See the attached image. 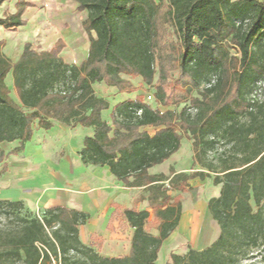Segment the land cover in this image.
<instances>
[{
  "label": "trees",
  "instance_id": "16d2710c",
  "mask_svg": "<svg viewBox=\"0 0 264 264\" xmlns=\"http://www.w3.org/2000/svg\"><path fill=\"white\" fill-rule=\"evenodd\" d=\"M8 1L0 0V8ZM71 1L87 14L82 27L89 50L80 65L62 59V39L41 52L27 43L16 62L0 56V177L8 172V157L20 154L37 129L49 131L55 123L92 128L80 152L83 165L108 167L127 188L144 187L152 212L113 204L108 228L118 222L121 232L133 234L128 255L106 257L81 239L89 213L57 206L34 214L23 201L0 200V264H157L182 217V202L169 195L165 182L194 196L189 181L207 178L220 186L208 202L219 237L203 250L171 253L167 264L251 259L264 248V1ZM34 6L35 0H17L0 27L26 26L23 16ZM124 76L153 88L157 108L142 97L129 99L113 108L109 123L103 112L110 102L96 95L94 85L131 93ZM184 134L200 170L151 175L181 149ZM15 142L20 146L10 153L2 148ZM151 217L158 235L147 229Z\"/></svg>",
  "mask_w": 264,
  "mask_h": 264
},
{
  "label": "rangeland",
  "instance_id": "374dc122",
  "mask_svg": "<svg viewBox=\"0 0 264 264\" xmlns=\"http://www.w3.org/2000/svg\"><path fill=\"white\" fill-rule=\"evenodd\" d=\"M16 2L17 0L6 2L0 8V17H3L5 14L15 13ZM23 18L26 20L27 25L19 28L17 31H8L0 27V56H5L12 62H16L27 43H30L35 50L41 52L51 50L55 43L62 39L66 44V48L61 52L60 56L66 63L79 65L85 58L86 52L88 51L89 39L82 27V23L87 18V14L86 12L79 13L77 11V4L73 1L35 0V6L29 8ZM173 40H176L174 34ZM232 53L235 54V51ZM177 77L178 74L176 73L173 74L172 78L175 80ZM124 79L130 80L133 86L132 92L127 93L129 97L133 99L142 97L147 104L151 105L153 108H157L154 98L155 90L153 88L146 86L140 78L124 76ZM7 85L12 90V97L17 100L13 91V79L11 74H9L7 78ZM96 89L98 94L105 99L112 98L115 93L112 87H108L105 84L97 85ZM193 95L196 96L197 92H194ZM260 99L264 101V91L262 94L260 93ZM184 106L185 104L180 105L178 111ZM161 109L164 112L176 108L172 106L169 108L162 107ZM112 110L113 109H109L108 111L110 112V118ZM148 132L154 134L155 130L149 128ZM15 143H5L2 145V148L6 153H10L12 150L16 149ZM192 152V143L190 146L189 140L184 134L181 150L174 155V157H177V162L174 167L176 172L190 175L200 170L199 166L194 167L192 164ZM11 156L13 155L9 157ZM11 164L13 165L12 162ZM2 168L3 167L0 166V171ZM9 168L8 172L0 177V189L3 188L1 195L3 198L15 199L16 196H18L16 189H18V191H23L26 186L22 183L20 184L18 181L20 178H16L15 176V174L19 172V170H17L18 168ZM189 183L191 187L197 190L194 196L189 192L175 190L169 181L164 184V189L168 190L169 195L174 198L176 197L182 202V230L180 227V231L179 229L176 231L173 236L174 238L172 237L174 241L165 242L159 254L157 264H167L170 261L171 253L184 256L189 252L190 248L203 250L209 247L219 237L220 228L208 212V202L210 199L219 196L220 186H214L213 178H207L204 181L195 179L189 181ZM87 190L89 191V188ZM35 192L42 193V191L38 190ZM131 193L133 199L138 201L136 204H138L139 201L145 200L149 195L146 190H131ZM195 197L196 199L193 200ZM18 201H23L26 209L34 214H39L45 209L42 206H36L25 200ZM252 204L256 211L257 207L255 203L252 202ZM103 211L104 208L101 207L94 216L93 221H97L98 223L94 231L95 233H99L100 237L93 238V247L103 256L120 257L128 255L130 247L129 239L121 235H110L107 233L104 226H101L103 223V216L105 215ZM147 229L150 233L158 235V230L153 219H151ZM83 234L84 236H82V238L84 237L86 239L85 228L82 229V235ZM243 264H264V248L255 252L252 258L244 261Z\"/></svg>",
  "mask_w": 264,
  "mask_h": 264
},
{
  "label": "crops",
  "instance_id": "0c3cea01",
  "mask_svg": "<svg viewBox=\"0 0 264 264\" xmlns=\"http://www.w3.org/2000/svg\"><path fill=\"white\" fill-rule=\"evenodd\" d=\"M87 55L88 51L82 62L87 58ZM97 85L99 84L94 85L96 95L103 97L98 94ZM112 90H115L113 97L107 99L111 105L110 109H113L118 103L129 99L134 100L127 93H119L117 88L112 87ZM108 111L103 112V119L111 123L110 112ZM93 134L92 128L81 126L71 128L60 123H55L49 131L37 129L33 139L25 144L23 151L18 155L9 157L6 161L8 168H18L19 172L15 176L20 178L19 183L25 185L26 188L23 191L16 189L18 196L15 199L3 198L1 195L3 188H1L0 200H25L45 209L67 206L89 213L91 215L90 221L81 227V238L84 236L82 229L85 228V236L87 237L82 239L87 245L93 244V238L100 237V234L94 231L98 223L93 220L102 207L105 215L101 226H104L110 235L127 237L130 243V252L133 230L129 229L126 233L121 232L118 222H114L113 230L108 228L114 211L113 204H119L123 209L135 208L139 211L148 210L152 212L149 208L148 197L136 204L138 201L133 199L131 190H145L144 187L127 188L111 174L108 167H86L83 165L80 158L83 140L85 137L93 136ZM191 143L192 141L189 140L190 146ZM15 144L16 148L20 146L19 142ZM174 155L165 163L151 168L149 173L151 175L165 174L169 176L170 169L174 168L177 162V157ZM192 156L194 157L193 152ZM0 166L4 167V164ZM37 190L42 191V193H36ZM182 218L178 227L179 231L180 227L182 230ZM175 233L166 242L174 241Z\"/></svg>",
  "mask_w": 264,
  "mask_h": 264
},
{
  "label": "built area",
  "instance_id": "2783aa9c",
  "mask_svg": "<svg viewBox=\"0 0 264 264\" xmlns=\"http://www.w3.org/2000/svg\"><path fill=\"white\" fill-rule=\"evenodd\" d=\"M263 87H264V85H263Z\"/></svg>",
  "mask_w": 264,
  "mask_h": 264
},
{
  "label": "bare ground",
  "instance_id": "6f19581e",
  "mask_svg": "<svg viewBox=\"0 0 264 264\" xmlns=\"http://www.w3.org/2000/svg\"><path fill=\"white\" fill-rule=\"evenodd\" d=\"M194 218V217H193Z\"/></svg>",
  "mask_w": 264,
  "mask_h": 264
}]
</instances>
